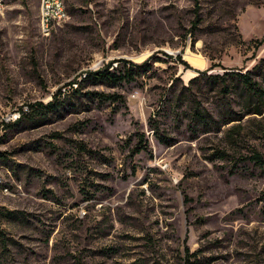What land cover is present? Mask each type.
<instances>
[{
    "label": "rangeland",
    "instance_id": "374dc122",
    "mask_svg": "<svg viewBox=\"0 0 264 264\" xmlns=\"http://www.w3.org/2000/svg\"><path fill=\"white\" fill-rule=\"evenodd\" d=\"M4 1L0 264H264V98L207 78L264 90V0H68L47 37ZM111 62L133 79L83 81Z\"/></svg>",
    "mask_w": 264,
    "mask_h": 264
},
{
    "label": "trees",
    "instance_id": "16d2710c",
    "mask_svg": "<svg viewBox=\"0 0 264 264\" xmlns=\"http://www.w3.org/2000/svg\"><path fill=\"white\" fill-rule=\"evenodd\" d=\"M68 13V11H67ZM256 43V47L257 49L263 45L264 43V36L261 40H257L255 41ZM176 60L181 63L182 65L186 66V68H190L187 63L185 61H183L181 59V57L178 55L176 57ZM264 64V61H262ZM113 62L109 63L107 66L104 67V69L97 71V72H93V73H89L86 75V79H84L83 81H86L89 78H93L97 81H103L106 82L107 84H111V85H116V84H120L121 82H130L133 79V70L131 69L130 65L131 63H128V67L125 68L123 67V69H118V67H113ZM126 64V63H125ZM132 66L136 67L137 65L132 64ZM139 68H144L146 70V68L148 67L147 63H143L142 65L138 66ZM216 67V65H212L210 67V69ZM256 69H258L259 67H255ZM195 73L198 75L197 77H195L194 79H192L190 82H194L196 80H199L201 77L206 76L207 71H199V70H195ZM227 76H230V78H232L236 84L238 85L237 88H242V90H245V92L247 93V101L248 103H252L253 100H257V101H261L264 98V90L261 88V86L253 79L252 74L249 72H245V73H235L232 75L229 74L228 72H225L223 75H217L214 77H207L208 79H220V80H224ZM232 80V81H233ZM227 82V81H226ZM226 82L223 84V88L225 89V92H227L226 90L229 88V86L226 84ZM79 86V85H78ZM77 86V88H78ZM74 89L73 91L77 90ZM61 92L59 91L58 93L53 95V101L47 103V104H43V103H35L34 105H32V108H35V111H39V112H44L46 110H49L51 108H53L56 104V102L58 101V98L60 96ZM97 96L104 98V99H115L116 96L115 95H104V94H97ZM254 114H258L260 115L262 113L261 109H255L253 111ZM31 114V110L28 109L27 113L22 112L20 115L21 117H24L26 115ZM197 119L199 120V122L202 125H206L207 124V118L205 117V113L203 112H197L196 114ZM152 122V123H151ZM151 125L150 128H152V130L154 131V134H156V137L159 139V141L161 142H165L163 141V139H161V137H158V129L155 125H153V121H150ZM143 135L140 134L138 137V141L137 144L135 145L134 149H133V154H138L142 151L146 150V145L143 142ZM250 159L255 160L256 162H263L261 161L260 157L258 155H254L253 157H251ZM189 254V253H188Z\"/></svg>",
    "mask_w": 264,
    "mask_h": 264
},
{
    "label": "built area",
    "instance_id": "2783aa9c",
    "mask_svg": "<svg viewBox=\"0 0 264 264\" xmlns=\"http://www.w3.org/2000/svg\"><path fill=\"white\" fill-rule=\"evenodd\" d=\"M63 0H40V3L44 5V27L43 34L45 37L49 36L53 31V24L49 21V14L60 13V24L63 23L67 17H64L61 12V4ZM5 4H0V14L4 11ZM116 66V65H115ZM75 84L72 86L74 87ZM22 112L27 113L28 108L23 107ZM18 112V113H22ZM17 118V113L13 116V119Z\"/></svg>",
    "mask_w": 264,
    "mask_h": 264
},
{
    "label": "bare ground",
    "instance_id": "6f19581e",
    "mask_svg": "<svg viewBox=\"0 0 264 264\" xmlns=\"http://www.w3.org/2000/svg\"><path fill=\"white\" fill-rule=\"evenodd\" d=\"M67 1L68 0H63V2L61 4V12H62L64 17H67V12H66ZM0 4H5V1L4 0H0ZM39 11H40L41 24H42V27H44V5H42V3H40ZM49 21H51V23L53 24V28L56 25H59V23H60V13L49 14Z\"/></svg>",
    "mask_w": 264,
    "mask_h": 264
}]
</instances>
